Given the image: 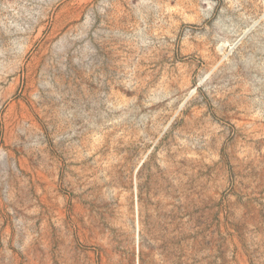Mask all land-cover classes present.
<instances>
[{
	"label": "rangeland",
	"instance_id": "374dc122",
	"mask_svg": "<svg viewBox=\"0 0 264 264\" xmlns=\"http://www.w3.org/2000/svg\"><path fill=\"white\" fill-rule=\"evenodd\" d=\"M0 264H264V0H0Z\"/></svg>",
	"mask_w": 264,
	"mask_h": 264
}]
</instances>
